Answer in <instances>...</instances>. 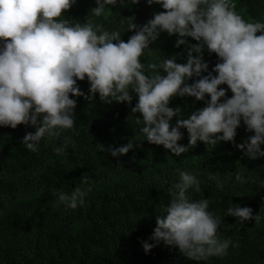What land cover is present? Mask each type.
<instances>
[{
	"label": "trees",
	"instance_id": "1",
	"mask_svg": "<svg viewBox=\"0 0 264 264\" xmlns=\"http://www.w3.org/2000/svg\"><path fill=\"white\" fill-rule=\"evenodd\" d=\"M229 3L246 22L264 23V0ZM96 6V0H75L58 21H67L69 26L91 22L94 30L101 26L98 35L119 32L120 39L127 42L155 14L165 11L161 4L149 5L147 0L135 4L117 0L96 17L91 11ZM130 22L135 29L128 27ZM178 39L185 43L177 47ZM199 43L192 37L161 31L140 57L144 74L166 75L159 67L154 71L148 65H160L169 58L186 63L191 46ZM3 46L0 40V49ZM192 55L202 56L208 68L185 84L191 85L209 72L217 75L213 69L222 61L216 53H209L204 46L202 53ZM77 86L92 98L70 93L77 101L73 128L62 130L58 138L45 136L37 152L21 143L26 133L35 132V126H0V264H264V157L250 159L236 146L254 135L243 119L234 143L219 141L213 146L198 140L195 147L175 156L163 145L147 141L141 131L142 115L131 111L138 102L134 91L129 90L131 102L107 103L99 93L90 92L87 77L77 80ZM219 88L226 90L219 102L232 97L226 84ZM209 101L208 94L203 100L172 97L168 106L179 111L170 126L175 127L178 119H187ZM179 130L182 138L177 143L187 146V129ZM129 141L134 147L127 154L114 157L108 151L109 146L117 148ZM61 146L65 147L58 155L53 149ZM260 147L264 150V144ZM178 170L199 181V192L193 186L185 194L190 201H209L207 210L220 220L218 238L231 241L225 255L190 260L177 247L151 239L157 216L165 214L172 194L179 191ZM237 173L243 182L236 180ZM76 187L91 189L82 206L73 210L57 203L59 192L71 194ZM236 205L250 207L259 220L241 224L227 212ZM144 242L154 245L147 254Z\"/></svg>",
	"mask_w": 264,
	"mask_h": 264
},
{
	"label": "clouds",
	"instance_id": "2",
	"mask_svg": "<svg viewBox=\"0 0 264 264\" xmlns=\"http://www.w3.org/2000/svg\"><path fill=\"white\" fill-rule=\"evenodd\" d=\"M138 2L132 0V4ZM154 2L165 11L155 14L125 42L119 32L103 31L98 35L101 26L94 30L91 22L69 26L67 21H58L75 0H0V40L4 41L0 49V126H35V132L26 133L21 143L37 152L45 136L58 138L62 130L73 128L77 101L69 94L91 99L77 86V80L87 77L90 92L99 93L101 101L107 103L131 102L129 90L134 91L138 102L131 111L142 115L141 131L147 141L163 145L175 156L195 147L198 140L213 146L219 141L234 143L243 119L254 135L249 142L236 146L250 159L264 157L260 147L264 144V23L246 22L229 0H147L149 5ZM96 3L91 11L99 17L106 5L114 6L117 0ZM128 27L135 29L136 25L130 22ZM161 31L192 37L200 43L191 46L186 63L171 58L160 65L150 63L149 69L159 67L166 75L156 72L148 76L140 57ZM184 43V39H178L176 46ZM204 46L222 61L213 69L217 75L209 72L191 85L185 84L193 75L207 70L202 56L192 55L202 53ZM222 84L233 93L225 102H219L226 92L218 89ZM205 94L210 95L206 107L170 126L179 111L168 106L172 97L187 95L203 100ZM182 127L189 134L187 146L177 143L182 138ZM64 147L53 151L59 155ZM133 147L129 141L117 148L109 146L108 151L116 157ZM178 172L179 191L172 194L165 214L157 216L151 239L177 247L190 260L225 255L231 241L218 238L220 220L207 210L209 201H190L185 194L193 186L199 192V181L186 171ZM236 180L243 182L240 173ZM88 191L91 189L81 187L71 194L61 191L57 203L74 210L85 203ZM227 212L241 224L253 218L259 220L258 215L253 217L250 207L236 205ZM152 247L143 243L146 254Z\"/></svg>",
	"mask_w": 264,
	"mask_h": 264
}]
</instances>
